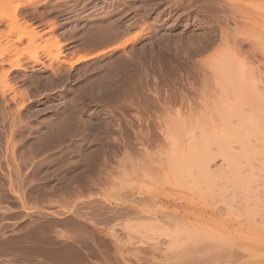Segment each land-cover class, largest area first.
<instances>
[{
	"label": "rangeland",
	"instance_id": "rangeland-1",
	"mask_svg": "<svg viewBox=\"0 0 264 264\" xmlns=\"http://www.w3.org/2000/svg\"><path fill=\"white\" fill-rule=\"evenodd\" d=\"M0 50L51 65L12 70L21 105L0 101V264H264V233L173 163L229 174L244 121L223 109L264 98V0H0Z\"/></svg>",
	"mask_w": 264,
	"mask_h": 264
},
{
	"label": "bare ground",
	"instance_id": "bare-ground-1",
	"mask_svg": "<svg viewBox=\"0 0 264 264\" xmlns=\"http://www.w3.org/2000/svg\"><path fill=\"white\" fill-rule=\"evenodd\" d=\"M26 37L32 42L35 40L36 33L32 30V31L27 33ZM23 38H25V35L19 36L17 39L18 42H20ZM1 50H2V48H1ZM3 64H8L9 68H7V70H6V68L4 69ZM38 64H39V68H35L36 65H38ZM27 68H30V71H32V75H34L36 73L41 74L42 72L49 70V68H51V65H45L41 62H38L35 59H27L26 61H21L16 56L14 58L8 59L7 57L4 56V53L0 52V101H2V103L3 102L6 103L8 101L15 102V104L21 103V102H18L19 100L17 99L15 92L12 91L13 93L11 94L9 91H8L9 93H7V91H6L7 89H9V88H7L8 87L7 86L8 85V74L12 70H25ZM54 71L55 70H51L50 72L54 73ZM28 74H30V73H28ZM36 76H34V77H36ZM23 77H25V76H23ZM20 80H22V79H20ZM240 86H241V92L244 94V95L243 94L242 95L245 98L246 97L245 93L247 92V90H249V87L247 86L248 88H246V86L243 85L242 83ZM240 86H238V88ZM12 90H15V89H12ZM238 92H240V89L238 90ZM236 95H238V93ZM240 95H241V93H240ZM263 99L264 98L259 99L260 100V102H259V100H257L256 97H254V96L250 97L248 95L246 97V100L249 102L248 104L250 106L249 111L253 112V113L255 112L256 115L260 113V115H258L260 118H258V116H256V115L254 116L255 113L252 115V118L257 117V118H254V119H256L254 121L251 118V116L247 118V115L246 116L240 115L237 111L238 103H235L234 101L230 102V103L228 102V104H227L228 106L226 105L228 108L224 107L223 110L224 111L227 110V111L224 112L222 110L225 113V116L227 114H229L226 117L236 116L237 121H240V122L244 121V124L241 122V124L243 125L242 129L244 131L243 132L244 134L238 135L236 137L237 142H238V144H237L238 146H235V147H236L237 151L234 149V146H232L233 144H231V142L229 141L231 139V137L228 138V141H227V137H226V139L225 138L223 139V137H222V139L224 140V141H222V144L224 143L223 144L224 148H222L223 149L222 155L224 154L223 160L229 169L228 170L229 174L226 175L227 176L226 178L223 175V172H220L223 175L221 177L224 180L223 182L218 183L217 181H215L214 176H216L217 172H216V174H213L212 172L210 173L208 171L209 167L208 168L204 167V163H205L206 159L208 158L207 156H205V158L203 157V155H199L198 157L193 156V155L189 156L192 153L188 154V156L183 155V156H176L175 157V155H173L175 157V158L173 157L175 162L172 160L173 163H175L174 165H176L178 168L181 166H184V165H188V162L192 163V164H194V163L197 164L199 162L198 163L199 165L196 167H199L201 169L197 168L198 172H196L195 174L186 173V171L183 173V171H181V173H183V175H189V178L186 179L189 181V183L188 182L186 183V181H185V183L188 185L191 184L192 187L194 185H197L200 183L201 184L199 187H201V185L205 186L204 185V183H205L207 185L206 186L207 188H210L208 185H211L212 189H213V187H215V185H217V188L220 186V188H218V190H215L216 194L214 195V196H216V195L218 196L217 200H220V202L216 200L215 201L216 203H213V204L216 205L218 202L221 203L223 200L225 202L226 206L225 207L223 206L221 208L216 207L217 212H220V210L221 211L224 210L225 212H228L234 206L233 202H235L236 205L233 208L236 209L235 210L236 213L232 212L233 217L228 219V221H230V224L233 226L238 225L240 227L247 229V231L253 237L258 235V233H264V125L261 126L264 123H260L261 117H264V116H261L262 112H264V105H263L264 100ZM238 100H240V96H239ZM19 105H21V104H19ZM249 118H251V120ZM246 119L253 121L254 123L258 119L259 120L257 121L258 124L257 123L253 124L252 122H250ZM246 121H248V122H246ZM12 130H14V129H12ZM231 130H233L232 133H234L233 127L230 128L228 132L227 131L226 132L228 134H230ZM232 133H231V136H232V138H234L235 134H232ZM250 136L253 139H251ZM232 143H234V142H232ZM219 145H221V142H219ZM189 148L190 149L187 148L188 151H190L192 147H189ZM192 150H193V148H192ZM188 153H190V152H188ZM13 159H14V157H13ZM19 160H21V159H19ZM15 161H17V160L15 159ZM192 164H191V166H192ZM242 164L244 165V167ZM174 165H173V167H174ZM207 165H208V163H207ZM36 168H38V167H36ZM256 168L258 169V171H256L257 170ZM174 169H175V167H174ZM22 176H20L19 170L17 169V167L15 165H13V166L11 165L10 167L9 166L7 167L6 179L5 178L4 179H5V181L8 182V184L10 186H14L15 184L17 185L18 183H22V180L25 179L26 175L24 176V179L22 178ZM220 176L221 175L219 174L218 178ZM179 179H181V178H179ZM25 180H27V179H25ZM195 188H196V186H195ZM202 189H204V188L202 187ZM14 191H16V190H14ZM205 191H209V189L205 190ZM212 198H214V197H212ZM211 211H214V210H211ZM59 213L60 212H56V211L54 212V214H59ZM42 216H44V215H42ZM39 217H40V215H39ZM61 219L59 220V222H61V223L62 222L64 223L66 220H68L67 217H66V219H65V217H64V219H62V220ZM50 221L52 222V220H50ZM188 230H190V233L195 232V231H193V230H195V228H193V229L190 228ZM194 234H191V235H194ZM187 235H188V237L190 236L189 233H187ZM185 237H186V239L188 238L186 235H185ZM171 238L172 237H170V240L175 239V237L172 239ZM188 239H190V238H188ZM168 240L169 239H167V241ZM193 242H195V241H193Z\"/></svg>",
	"mask_w": 264,
	"mask_h": 264
}]
</instances>
